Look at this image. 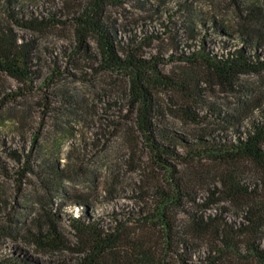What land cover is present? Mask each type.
<instances>
[{"label": "trees", "instance_id": "obj_1", "mask_svg": "<svg viewBox=\"0 0 264 264\" xmlns=\"http://www.w3.org/2000/svg\"><path fill=\"white\" fill-rule=\"evenodd\" d=\"M83 1L80 11L72 14L79 53L83 60L97 64L92 66L95 71L122 76L125 81L121 92L131 116L114 121L112 128L132 147L143 145L149 155L150 167L137 190L145 204L119 218L114 215L115 224L104 226L91 215L88 201L77 200L80 213L69 215L77 239L72 245L61 230L62 209L53 212L46 196L39 197L33 227L25 231L26 241L42 254L79 253L80 264H264V101L254 99L244 114L219 111L217 117L226 124L224 132L221 128L193 136L166 124L158 102L161 92L194 90L202 96V84L234 87L242 74H263V26L251 19L234 30L214 17L211 23L203 18L201 23L209 25L220 41L208 43L202 38L199 47L178 57L191 69L166 74L159 58L142 55L143 44L137 39L128 45L118 40L107 8L123 0ZM23 7L17 0H7V21L0 23V73L27 84L35 76V46L22 41L13 26L52 29L60 19L54 15L43 20ZM189 30L195 36L197 30ZM88 40L96 44V53ZM68 90L60 101L62 110L68 111L63 114L84 111L85 101ZM253 93L246 91L245 96L251 98ZM49 143L57 151L62 147ZM24 165L46 193L67 195L63 183L69 178L68 170L61 169L55 159L42 157L35 165L27 158ZM0 264L59 262L9 253L1 255Z\"/></svg>", "mask_w": 264, "mask_h": 264}, {"label": "rangeland", "instance_id": "obj_2", "mask_svg": "<svg viewBox=\"0 0 264 264\" xmlns=\"http://www.w3.org/2000/svg\"><path fill=\"white\" fill-rule=\"evenodd\" d=\"M17 1L40 19L57 16L60 24L42 30L13 26L22 41L35 46V76L26 84L0 73V257L26 253L59 264H80L79 253L68 250L42 254L24 238L25 231L33 227L38 198L46 196L53 212L62 209L61 230L73 245L77 239L69 215L80 213L75 206L77 200L88 201L91 215L104 226L115 224L114 215L119 218L145 204L137 190L150 167L149 155L143 145L132 147L131 141H123L118 129L112 128L114 121L131 116L121 92L125 87L123 77L95 71L92 66L97 64L83 60L79 53L72 14L85 2ZM5 7L7 0H0V23L7 21ZM107 15L116 26L119 41L128 45L137 39L143 44L145 58H159L166 74L181 73L191 69L178 59L182 52L199 47L202 38L208 43L220 41L201 19L211 23L214 17L234 30L256 19V25L264 29V0H123L121 5L109 6ZM190 27L197 30L195 36ZM87 43L96 53L94 41ZM202 87V96L194 90L161 92L158 102L163 121L186 136L221 128L224 132L226 124L217 117L219 111L236 115L254 99L264 101V73L242 74L234 87ZM67 90L85 101L84 111L63 114L68 111L62 110L60 101ZM246 91L254 92L253 96H245ZM131 125L129 122L130 132ZM49 141L60 143L61 149L54 150ZM42 157L55 159L61 169L68 170L69 178L63 183L66 196L46 193L37 177L25 169L27 158L39 165Z\"/></svg>", "mask_w": 264, "mask_h": 264}]
</instances>
